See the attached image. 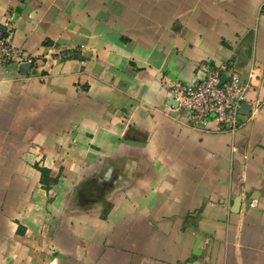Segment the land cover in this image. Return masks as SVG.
I'll return each mask as SVG.
<instances>
[{"label": "crops", "instance_id": "obj_1", "mask_svg": "<svg viewBox=\"0 0 264 264\" xmlns=\"http://www.w3.org/2000/svg\"><path fill=\"white\" fill-rule=\"evenodd\" d=\"M7 20L38 61L0 68V264H264V0H0ZM229 62L250 112L194 125L172 82ZM70 147L88 168L56 165Z\"/></svg>", "mask_w": 264, "mask_h": 264}, {"label": "built area", "instance_id": "obj_2", "mask_svg": "<svg viewBox=\"0 0 264 264\" xmlns=\"http://www.w3.org/2000/svg\"><path fill=\"white\" fill-rule=\"evenodd\" d=\"M37 61L35 54L16 44L14 25L10 21L0 26V68L11 62L35 65ZM205 72V77L193 84L173 81L172 98L194 125L213 121L220 130L236 131L243 124L240 109L249 84L242 80L240 72L231 62L225 66H209ZM225 72L227 79L221 84Z\"/></svg>", "mask_w": 264, "mask_h": 264}, {"label": "rangeland", "instance_id": "obj_3", "mask_svg": "<svg viewBox=\"0 0 264 264\" xmlns=\"http://www.w3.org/2000/svg\"><path fill=\"white\" fill-rule=\"evenodd\" d=\"M260 107V106H258ZM65 134H70L72 133L73 136H75L76 134V130L72 131L71 129H67L64 131ZM71 144H73V139L71 141ZM31 151H34V150H37V144L36 143H29V147H28ZM31 148H33L34 150H32ZM42 152V148L39 149V152L37 155H40ZM74 154H77V156L79 155V152H75L73 150V147H70V148H67L64 152H62L61 154H58L57 155V159H56V165L61 163V165H64L63 167L67 168L71 163L72 161L74 160L73 159V155ZM57 160H59L57 162ZM77 164L79 165V168L82 169V170H85L86 168L89 167L90 165V162H89V158H88V153L87 151H84L82 156L79 157L78 156V161H77ZM44 165H45V162L43 163L41 160H39L38 162L35 163L34 167L37 168L38 170H42L44 169ZM48 186V184H46ZM46 185H43L42 187L43 188H52V187H46ZM84 190H82V193L84 197H82L83 199H85V197H88L90 196L91 198L95 199L96 197V192H95V189L96 187H93V184L91 182H89L88 184L86 183L84 185ZM75 194H73L72 196L74 197ZM77 195V194H76ZM80 195V194H79ZM53 197L50 196L49 200H51Z\"/></svg>", "mask_w": 264, "mask_h": 264}, {"label": "water", "instance_id": "obj_4", "mask_svg": "<svg viewBox=\"0 0 264 264\" xmlns=\"http://www.w3.org/2000/svg\"><path fill=\"white\" fill-rule=\"evenodd\" d=\"M226 79H227V76H226V72H225L224 75L222 76L221 84H222L223 82H225ZM174 101L176 102V104H178L176 100H174ZM250 110H251V105H249V104H244V105H242V107H241V109H240V112H241V114H248V113L250 112ZM240 202H241L240 199H238L237 202H236V211L239 210ZM200 244H201V236H199V237L197 238V241H196V243H195V245H194V248H193V252H194V254H195L196 256H200L201 253H202V250H201V248H200Z\"/></svg>", "mask_w": 264, "mask_h": 264}]
</instances>
